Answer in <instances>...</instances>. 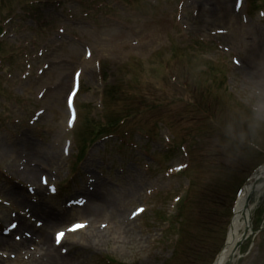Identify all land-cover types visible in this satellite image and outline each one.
<instances>
[{"label": "rangeland", "instance_id": "obj_1", "mask_svg": "<svg viewBox=\"0 0 264 264\" xmlns=\"http://www.w3.org/2000/svg\"><path fill=\"white\" fill-rule=\"evenodd\" d=\"M25 1L28 0H0V27L2 21L8 18L11 14L17 13L21 9H24ZM233 3L234 0H206V7H209L210 11L208 12L205 9L204 12H200L198 18V23L200 24V26H202L203 34L206 37L215 40L218 44L222 45V47L229 48V52L238 58V66H241L240 68H236L234 67V65L232 66V62H230L229 60V55L221 53V51L219 53L216 46L210 42L209 51L212 54L218 55L220 64H226V67L232 76V82L227 81V86L231 90L230 93L233 97L230 94L226 93L225 84L221 88L215 89V91H213V96L219 98V107H224L225 109L230 107H232L233 109V98L238 100L237 96L233 94L235 87L241 90L238 91L240 93L242 91H247V85L241 84L243 86H240V83L253 82L252 79L254 81L264 80V45L262 44L261 37L262 21L257 17L256 12H254V5L252 4V9L242 11V13L246 14L247 16V21L244 22L245 19H243L244 17L242 16V14L237 15L232 11ZM172 5L173 0H164L160 5L153 9L147 8V5L144 4L140 14H147V19L141 22L142 24L136 25L137 31L135 32V34L136 36L145 34L147 37L143 42H141L137 47L134 48L126 47L124 45V41L132 39L135 36L124 32V30L120 29L119 26L115 23H109L108 21V29H102L98 34H93L88 30L91 26L87 24L86 21L77 20L75 23H73V26L80 27L78 28V30L82 31L81 36L84 33L87 38L92 40L93 50L95 51L96 55L102 56L106 63V66L111 67L110 69H107L108 83H106L105 85V91L113 90L115 96L119 89L117 86L127 76L130 79L134 80L136 84L133 90L127 92L133 96L138 95V98H140L142 101H150L153 96H158L159 91L166 90V84H168V81H163V75L166 72L163 68H160L159 63H163L168 59H171L174 55V52L176 54L182 55L186 60H189L190 57L188 54L189 45L181 38L177 26L173 21ZM108 15L113 17V13H109ZM73 18L67 19L68 23H71ZM98 26L99 23L94 24V27ZM53 27L56 28L57 25L55 24ZM2 28L3 27H1V29ZM216 31H224L225 34L216 35ZM15 38L16 39H14L13 41L4 39V41L2 42H7L12 46L13 58H17L16 54L18 50L16 48V42L29 40V38H33V36H31L30 32H22L20 29L19 32L15 34ZM69 44L70 43L66 41V43L62 45L61 49L59 48L57 49V51H53L51 54L58 53V55L56 56H63L65 58H68L73 62V64L64 62L61 64H57V67H53V65L50 64V68L40 76L41 80L38 82L34 81V84L32 83L24 87L25 90L23 91H18L15 88V83L6 80V78H0V84L2 85L1 91H4L5 93V105L7 103H12L15 97L26 98L27 95H30L32 97V101L35 103V106L32 107H30L29 104L23 105L24 109L27 110L26 114H24L26 115V119L18 125V131L33 129V127L29 126L27 123L29 117L32 116L33 111L37 109H45V114H43L40 117V120L35 124V126L45 127L44 129L47 130V136H44L45 143H40L35 138L34 140H32L34 143V145L31 146L32 152L28 154L30 163L35 164L36 162L38 165V169L39 166H43L45 167V169H47V171L45 169L38 170L35 168L37 170V173H35L36 181L30 183H38L40 175H47L49 169L51 176L54 175L55 171L59 170V174H61L59 179H64V175L66 172L67 164L61 159V144L60 147H56L54 145V141L60 140L63 136H66V133L64 132L65 120L67 117L64 105L65 97L71 88L70 79L72 76V72L74 71L76 64L82 62L83 54V50L80 46H77L78 44ZM74 45L77 46L76 49H74ZM0 49L1 57L3 54L8 52L7 44H5L4 46L0 45ZM38 49L45 50L46 46L41 45L37 47V50ZM51 54L45 56V58L43 57L39 59L40 62H38L36 66H41L42 62H44ZM17 63H20L19 59ZM22 68H18V70H13L11 72L13 74L12 79H14V82H16L18 73L22 71ZM84 68L85 72L83 73V83L84 86L89 88L92 92L89 94H83L80 97V104H82L84 107L86 104L90 106H96L95 102L100 97V89L98 88L96 82L97 77L93 72L92 62H89L84 66ZM135 69H137V71H135ZM212 69H216V67L213 66ZM212 74H214V72H212ZM44 86H55V88L52 90H48L43 99L40 102H37L35 100V96L40 91V88ZM261 90L264 94V87H262ZM109 101L110 100L108 98L104 100V105L106 106L103 110V114L98 119L99 121L103 122V125H105L108 120L115 119L118 115L116 111L119 108L117 103H110ZM188 101V99H183L167 109H162L160 111H157L156 113L143 114L140 119L135 121V124H154L158 120H166L169 111H176L177 109L186 106L188 104ZM2 108L5 109L3 110V113L5 114H2L0 117H15L16 112H14L13 109L11 111L5 106ZM126 109H129V107H126ZM81 110L85 113V115H87V112L90 114L92 108L88 110L87 108H82ZM2 126H6V124ZM92 129L97 130L95 128ZM189 130H193V128H190ZM51 131L55 133V139L54 137L49 138L51 136ZM25 134L37 137L35 131H29ZM254 138L258 139L259 142L262 141L257 137ZM249 139L250 137L244 135L238 137L239 141H246ZM238 146L245 147V145ZM15 147H19L20 151H23L22 147H27L26 149H28L29 145H13L12 139L10 137H5V134H3L0 129V165H8L15 168V164L11 163V158L9 155V153L13 152L10 149ZM115 148L116 147H114L111 143H108L105 146L102 144H97L94 147V149L99 150V167L103 166L104 162L107 161L108 163H116V166L118 167L119 164H121L126 169L124 173H120L119 169H121V167H119L118 169L116 168L115 171H112L111 173L112 177L110 176V179H108L105 183V185L107 186L106 189H109L108 186H110L113 192V194L111 193L110 195L111 201L109 202V205L111 206L112 212H114V216L116 215V217L120 218V216H122V214L125 215L132 206L140 202V195L144 189L149 188L153 184L158 186L159 184L152 180H146L144 176L142 179L139 171H134V167L132 165H125L123 162L121 163L120 161L125 151H122V149H120L119 151L122 152H118L115 150ZM93 155H96V153H93ZM223 162L225 164L233 163L232 160H224ZM71 165H69V167H72ZM133 171L138 177V179H136L139 183L138 188L134 187L136 182ZM228 176L230 177V183L232 185L238 179V175L234 171L230 172ZM24 182L27 183V181L25 180ZM15 192H13L15 195L19 196L21 199H25L24 197H26V193L24 189H18ZM43 197L45 198V196ZM261 197V199H264L263 192L261 194ZM121 199L123 200L122 203ZM118 204H120L119 207L117 206ZM225 204L226 200H222V207H224ZM121 205L123 206L122 209ZM12 206L14 208L7 207L5 213L1 212L2 207H0V217H4L0 218V222H8V217H10V214L13 213L16 208H21L20 206H17L15 204ZM105 211L106 210H103L99 213L98 216H95L94 221H100V219L104 217ZM213 212L218 215L222 212L225 213V210L223 208H220L214 209ZM55 214L59 215L58 212H55ZM45 217L47 216L45 215ZM32 219L33 218H31V227L34 226L36 228V223H33ZM66 219L67 220L65 222L60 223L56 226L54 225V223H49L48 220L46 221L50 226L49 236L51 240L55 230L65 227L70 222L81 220V218L73 215L68 216ZM262 219H264V215ZM2 226L3 224L0 226V229L2 228ZM199 227L200 226L197 225L196 228L192 227V229L198 232ZM258 227L264 234V223L260 224ZM130 230L131 232L126 238H124V241L121 244H117L114 242H102L101 238L104 239L105 236H98V241L100 243L97 244L93 242L95 246L90 245L94 247L93 251H87L85 248H87V243L95 235V232L90 231V233L84 234L79 237L81 238V240L78 241V243L81 247H77V242L69 240L66 245H73V250L69 254V257L61 261L63 262L61 264H98V259L103 256H107L109 259L118 262L122 261L127 263L132 262L135 264H153L152 255L154 253H158L152 251L151 241L155 237L154 233H152L153 231L148 234L143 231L142 234V229L139 228V225L137 223L133 224L130 227ZM124 233H126V231ZM218 233L219 230H217L216 232L211 229L209 230L208 243L210 252L205 253L202 264H209V262L211 261L212 249L210 240L211 238H217ZM12 240L13 238H10V241ZM213 243L217 244V241L214 240ZM252 246L253 247L250 250L251 253L247 255V257H245L246 259L242 264H259L260 259L262 260V262H264V255L260 256L262 255V253H264V247H260L258 239L255 241V243L253 242ZM257 250L260 252L259 256H257L256 254ZM2 253L6 254V258L0 255V264H33L31 263V259H27L24 254H19L14 248L5 249L4 246V249H0V254ZM9 254L16 255V258L14 260L10 259Z\"/></svg>", "mask_w": 264, "mask_h": 264}, {"label": "bare ground", "instance_id": "obj_2", "mask_svg": "<svg viewBox=\"0 0 264 264\" xmlns=\"http://www.w3.org/2000/svg\"><path fill=\"white\" fill-rule=\"evenodd\" d=\"M34 172H35L34 170L25 169V171L21 174V176L31 177V176H33ZM39 190H41V189H39ZM110 201H111V199L108 196H105V194L102 195L100 193V190H97L94 193V195L91 197V199L89 200L88 204L85 207H83V209H78L77 211L80 213L81 216L90 215L91 217H88V218L93 217V219H95V216H98L100 212H102L103 210H106L104 212V214H105L107 212V210L109 208H111V206L109 205ZM33 210L36 212L42 211V209H40L39 206H36V208H33ZM244 218L247 219V216L245 215V213H243L242 202H240L238 207H237L235 217L232 221V226H231L232 229L230 230L225 249H224L223 253L221 254L219 264H224L227 261L230 254L232 253L233 249L238 244L239 239L241 238L242 230L245 228V222L243 220ZM60 222H61V220L56 218V217H52L49 220V223H54L55 226L57 225L56 223H60ZM117 222H118V219L116 217H114L113 222L111 223V226H114ZM49 230H50V226L48 224H46V227L44 225L43 230L40 231V233L38 235L40 238L39 253H41V259L39 261H37V260L35 261V263H37V264H59L61 262L60 259H62V258L56 257L54 254V248L51 247L52 243L50 241ZM78 237H79L78 234L74 235L72 237V239H70V240L75 241V239ZM0 241L7 243L6 239L1 238ZM26 245H27V242H25L22 245V247H26ZM17 248H18V246H17Z\"/></svg>", "mask_w": 264, "mask_h": 264}, {"label": "snow or ice", "instance_id": "obj_3", "mask_svg": "<svg viewBox=\"0 0 264 264\" xmlns=\"http://www.w3.org/2000/svg\"><path fill=\"white\" fill-rule=\"evenodd\" d=\"M79 75H80V73H76V77H77V78L79 77ZM69 102H71V98L69 99ZM70 126H72V124H71ZM64 154H65V155H68V150H67V149L65 150V153H64ZM42 183H44L45 185H47V180H46V179H45V180H42ZM50 191H54V189H50ZM143 211H144L143 208H138V209L133 213V217H135L136 215H139V214L142 213ZM12 227L15 228L16 225H12ZM85 227H86V225H84V224H82V223H75V224L70 225V226L66 229V231H67V232H77V231H79V230H81V229H83V228H85ZM65 235H66V232H65V231H61V232H58V233L56 234L55 239H56L57 244H59L60 242H62V239L64 238Z\"/></svg>", "mask_w": 264, "mask_h": 264}]
</instances>
